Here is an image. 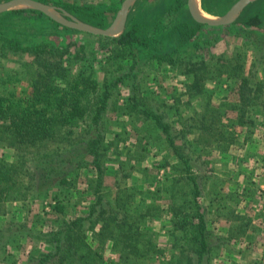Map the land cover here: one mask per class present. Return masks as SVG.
Wrapping results in <instances>:
<instances>
[{"label":"rangeland","instance_id":"1","mask_svg":"<svg viewBox=\"0 0 264 264\" xmlns=\"http://www.w3.org/2000/svg\"><path fill=\"white\" fill-rule=\"evenodd\" d=\"M4 1L6 0H0V3ZM38 1L52 7L59 16L68 19L75 17L80 21L84 20L65 10L61 3L75 2L95 7L96 11H103V18L93 12L94 9H87L85 13L99 22L98 25L89 24L100 29L110 25L123 2ZM236 1L197 0V8L206 17L218 19ZM22 9L36 10V13L4 18L6 25L0 23V43L5 40L4 36L20 37L22 26L32 21L38 23V14H41L40 20L45 18V22L46 18H49L41 11L26 5L11 6L4 12ZM249 12L261 13L260 17L264 21V0H250L235 19L215 26L195 21L189 12L187 0H136L129 7L121 30L113 36L105 37H118L134 18L139 23L140 36L148 40V47L135 44L132 48H124L123 51L117 43L53 20L61 28L45 30L42 36L60 45H76L75 49L78 46L79 49L81 46L86 47L87 54L91 53L99 85L105 80H110V77L115 79L123 76V80L111 88L113 99L102 118L101 129L104 142L108 146L102 154V184L96 185L97 170L91 163V157L85 159L82 167L70 172L69 174L73 175L66 182L54 185L45 175L41 176L43 167L50 169V164L43 163V157H38V161L32 162L31 153L27 151L24 152L23 159H20L14 152H20L19 149L7 147L0 141V158L9 155L4 151L11 149L13 152L4 159L7 161L6 167H15L9 174L17 182L15 186H11L10 191H5L6 200H3L5 196L0 198V229L8 221H17L20 232L26 234L32 229L34 236L23 241L11 233H5L4 235L15 237L10 239V246H6L5 257L0 264H26L29 254L47 251L49 243L44 239V233L47 234L53 227H57L63 218L85 215L89 204L95 202L98 189L102 192L106 209L116 214L119 219L124 217L136 229L139 227L142 230L141 239L153 241L150 255L155 251L154 246L157 247L158 252L154 258L145 257L136 264H168L173 260V254L178 252V248L174 250V241L172 242L167 231L170 228L168 220L174 216L170 210L171 205L181 201L182 197L181 192H177L179 189H173L170 180L174 173L180 171V167L168 164L175 162V155L152 119L145 118L141 113H123V107L132 93L133 86L145 107L162 114V119L170 125L172 134L177 135L176 144L182 145L186 155L192 157V169L201 185V194L197 199L200 206L203 205L202 211L211 231V250L204 257L203 264H264V24L261 27H253L252 32L247 33L248 28L240 25V20ZM192 27L197 29L191 35ZM99 45L107 47L102 48ZM161 54L169 60L156 59ZM6 58L0 60V66H4L0 93H20L25 82L18 77L15 80L11 70L18 65L10 63L9 60L30 61V58L11 54ZM228 62L239 65L238 69L233 68L234 70L229 72L232 73L231 76L226 75L230 69L225 66ZM5 70H8L9 75ZM195 75L199 77L202 86L193 85ZM242 77L247 80L245 86H242ZM242 94H247L245 103H241ZM241 104L245 110L243 114L237 110ZM202 116L205 122L206 118L216 119L213 125L218 128L221 123L229 125L239 118L243 121L241 127L235 124L233 127H223L228 129L229 134L234 132L236 135V141L231 144L227 145L226 140L221 139L217 132L220 140L224 141L222 144L220 142L224 145L223 148L227 145L225 154L221 155L216 147V128L203 131L195 126L188 127L201 124ZM249 122L254 125L251 126ZM84 123L78 122L74 125V131L78 134L67 135L61 139L63 151L70 149L67 152L69 153L83 145L79 139L81 131L86 127ZM244 123L249 124V127ZM246 133L251 138H248ZM197 141L199 150L193 147V143ZM67 153L65 157L68 158ZM1 164L0 161V166ZM16 169L17 172L14 173ZM224 169L234 172L235 175L225 174ZM236 169H241L239 171L242 172ZM246 184L249 187L243 192ZM235 189L238 191L237 195L232 193ZM209 191L213 193L206 195ZM57 198L63 201L64 209L61 212L51 207ZM15 208L19 209L18 213L14 212ZM224 212L228 217L223 215ZM248 218L249 225H254L250 231V235H253L250 243L243 234L238 240L234 239L233 246L226 245L225 240H230L227 236L221 239L216 236L224 233L222 228L228 229L226 225L229 221L240 223ZM112 226L114 224H109L106 229L103 227L101 241L93 238L92 230L85 228L95 249L103 253L102 261L118 259L119 250L115 246L112 247V243L115 237V245H120L117 238H120V235L122 238L123 229ZM100 227L101 224L97 223L92 229L98 231ZM39 235L43 239L38 238ZM139 244H143L142 240ZM187 245L186 243L184 247L188 248ZM229 247H249V252L245 257H241V254L237 253L238 250L233 251L235 254L232 255ZM242 259L244 260L241 262ZM192 262L195 263L194 258Z\"/></svg>","mask_w":264,"mask_h":264},{"label":"trees","instance_id":"2","mask_svg":"<svg viewBox=\"0 0 264 264\" xmlns=\"http://www.w3.org/2000/svg\"><path fill=\"white\" fill-rule=\"evenodd\" d=\"M61 6L93 25H98L99 22L93 20L90 14L85 13L87 9H94L93 12L103 18V11H96V8L90 5L63 2ZM29 13H36V10L22 9L3 12L0 13V19L11 16L23 17ZM40 16L41 14L36 16L38 23L35 24L32 21L21 27L22 34L19 35L20 37L8 38L4 36L5 40L2 39L3 41L0 43V60L5 59L8 54L18 57L28 56L30 58V61L9 60L10 63L18 65L17 68L11 70L14 73L15 80L18 77L19 80L23 79L25 83L20 93L12 91L0 93V141L4 142L7 147L19 149L20 152L13 151L20 159H23L24 152L27 153V151L31 153L30 160L32 162L38 161V157H43V163L50 164V169L43 167L41 176L45 175L54 185H58L63 181L66 182L73 175L69 173L82 167L85 159L91 157V163L97 170L96 185L100 186L104 173L101 165L102 154L105 148L108 147L104 142V134L101 129L102 118L113 99L111 88L117 86L123 80V76L115 79L110 77V80H105L102 85H99L94 73L90 57L91 53L87 54L86 47L81 46L79 49L78 46L75 49L76 45H60L55 41L46 39L45 36H42L45 30L51 31L61 28V26L50 18H46V22L45 18L40 20ZM260 16L262 15L258 12L246 13L241 18L240 25L248 28L246 29L247 33H251L253 27H261L264 24ZM5 21V19L0 20V23L6 25ZM196 29V27L190 29L191 35L195 33ZM139 33V23L133 18V22L129 23L124 32L116 38L89 34L117 43L123 51L124 48H132L135 44L142 45L144 48L148 47V40L141 37ZM99 46L102 48L104 46L107 47V45ZM156 59L169 60L164 54L158 55ZM225 66L230 67V69L227 68L228 71L226 70V75L228 76L232 75L229 72L239 68V65H232L229 62ZM3 67V65L0 66V79L2 78L1 74H4V71H2ZM237 69L235 73H237ZM5 72L9 75L8 70H5ZM199 80V77L196 76L193 85H200ZM241 81L242 86H245L247 80L242 77ZM246 95L242 94L241 103L242 101L245 103ZM234 108L236 107L234 106ZM237 110L242 114L245 112L242 104L237 107ZM129 112L141 113L145 118L153 120L155 126L163 133L167 146L175 155V162L168 164L171 166L175 164L174 166L180 167V171L173 174L170 182L173 185V189H179L177 192H181L182 198H180L181 201L175 202L170 207L174 216L168 220L170 228L167 230L171 235L172 242L174 241L172 243L174 250L178 248V252L173 254V260L168 264H193V258L195 259L194 264H203L204 257L211 250L209 243L211 231L202 211L203 205L200 206L197 199L201 194V185H199L197 180L196 172L192 169V157L186 155L182 145L176 144L175 138L177 135L172 134L170 125L162 119V114L145 107L140 101L138 94L135 92V86H133L132 93L127 97V103L123 107L124 114ZM201 120V124L197 126L196 124L189 125L188 127L195 126L198 130L203 131L216 128L214 140L217 142L216 147L221 155L226 153L228 144L236 141L234 132L229 134L228 129L223 127H233L234 124L241 127L240 125L243 124V121L239 118L238 121H235V123L231 122L229 125L228 123L226 125L221 123V127L218 125V128L215 124L213 125L216 119L213 120L210 117V120H207L206 118L207 122H205L202 116ZM78 122H85L84 125L86 126L81 131L79 139V142H83V145L67 153L70 149L63 151V145H60L61 139L67 135L78 134L74 131V125ZM249 123L251 126L254 125V123ZM244 125L247 128L249 127V124L244 123ZM217 132L221 139L226 140V147L223 148L224 145H221L224 141L220 140ZM247 135L248 138H251L249 134ZM193 145L195 150L200 149L198 141L194 142ZM4 152L9 155L13 154L11 149ZM66 153L69 154L68 158L65 157ZM4 158H0L2 162L0 166V198L5 196L3 200H6L5 191H10L11 186H15L17 182L9 174L15 167L13 165L6 167L7 161ZM30 160L28 159V163ZM236 170L242 172L239 171L241 169ZM16 172L17 169L14 173ZM223 172L235 175L234 172L226 169ZM248 187L246 184L243 192H246ZM237 192V189H235L232 193L237 195ZM212 193V191H209L206 195H211ZM96 196L95 202L89 204L85 215L70 219L63 218L57 227H53L54 229H51L47 234L44 233V239L48 241L49 249L42 253L29 254L26 264H109L110 262L115 264H136L142 258H154L158 249L154 246L155 251L150 255L153 241L141 239L142 230L139 227L136 229L124 217L119 219L116 214L106 209L103 204L102 192L99 189ZM62 204V199L57 198L51 207L61 212L64 209ZM225 206L227 207V205ZM14 212L18 213L19 209L15 208ZM223 215L227 216L225 212ZM193 218L195 221H192ZM247 220L249 221V218ZM248 221L244 220L240 223L231 224L230 228L228 227V235L238 240L241 237L240 235L244 234L249 228L250 221ZM16 222L8 221L0 229V262L5 257V248L10 246L8 243L12 237L16 236V238L19 237L21 240L26 241L33 236L32 229L26 234L23 231L20 232V226ZM97 223L101 224V227L98 231H95L92 228ZM109 224H114V226L116 225L123 229V236L121 238L120 235V238H117V242L120 245H115V237L112 243V247L115 246L119 250L117 261L110 259L107 262L106 260L102 261L103 253L101 250L95 249L92 241L89 240L90 235L86 234L85 228L88 227L90 231L92 230L93 238L101 241V237H103L100 236L102 229L103 227L106 229ZM5 233H11L15 236L10 237L9 234L4 235ZM230 237L227 236V239ZM38 238L43 239L41 235ZM218 238L221 239L223 237L218 236ZM218 238L215 236L216 240ZM140 240H142V245L139 244ZM246 240L250 243L253 237H247ZM186 243L188 248L184 247ZM241 248L229 247V251L238 250L237 253L244 257L249 252V247ZM192 253L193 257H191Z\"/></svg>","mask_w":264,"mask_h":264},{"label":"water","instance_id":"3","mask_svg":"<svg viewBox=\"0 0 264 264\" xmlns=\"http://www.w3.org/2000/svg\"><path fill=\"white\" fill-rule=\"evenodd\" d=\"M135 1L136 0H123L114 20L110 23V25L102 29L94 27L84 21H80L75 17H70L68 19L59 16L56 14V12H54V9L52 7H49L47 4L38 0H6L0 3V13L8 10L9 8H11V6L26 5L41 11L43 14H45L47 17L54 20L55 22L73 28L75 30L83 31L93 35L113 36L114 34H117L123 27L129 7ZM249 1L250 0H237L230 7V9L218 19H210L195 12L193 8V0H187V5L189 12L195 21L215 26L226 24L231 20L235 19Z\"/></svg>","mask_w":264,"mask_h":264},{"label":"crops","instance_id":"4","mask_svg":"<svg viewBox=\"0 0 264 264\" xmlns=\"http://www.w3.org/2000/svg\"><path fill=\"white\" fill-rule=\"evenodd\" d=\"M245 221H248V220H245ZM231 224H234V223L229 221V222L227 223L226 226L229 227ZM253 226H254V225H250L249 228L246 230V232H245L242 236H245V238H247V237H252V236L250 235L252 232L250 233V231L254 228ZM250 228H251V229H250ZM221 231H223L224 233H223L222 235H221V234H219V235L217 234V235H216L217 237H218V236H222L223 238H225V236H229V237H230V235H228V233H227V232H228V229H227V228H222ZM234 239H235V238H233V237L231 238V237H230V240H225V241H226V245L229 243V244H228L229 246H233V245H232V242L234 241ZM234 254H235V252H233L232 255H234ZM241 257H243V256L241 255ZM244 257H245V256H244ZM233 258H234V257H233ZM243 260H244V259H242L241 262H242ZM238 262H239V261H238ZM246 264H247V263H246Z\"/></svg>","mask_w":264,"mask_h":264},{"label":"bare ground","instance_id":"5","mask_svg":"<svg viewBox=\"0 0 264 264\" xmlns=\"http://www.w3.org/2000/svg\"><path fill=\"white\" fill-rule=\"evenodd\" d=\"M193 8H194L195 12L206 17V15L197 8V0H193Z\"/></svg>","mask_w":264,"mask_h":264}]
</instances>
